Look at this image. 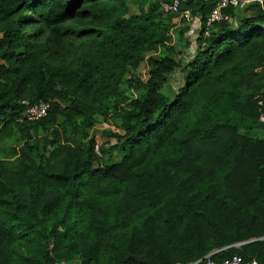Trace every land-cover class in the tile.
Listing matches in <instances>:
<instances>
[{
	"label": "trees",
	"instance_id": "obj_1",
	"mask_svg": "<svg viewBox=\"0 0 264 264\" xmlns=\"http://www.w3.org/2000/svg\"><path fill=\"white\" fill-rule=\"evenodd\" d=\"M173 1L0 0V264H264V0L178 32L184 62ZM177 1L203 25L218 0ZM110 115L119 160L91 132Z\"/></svg>",
	"mask_w": 264,
	"mask_h": 264
},
{
	"label": "rangeland",
	"instance_id": "obj_2",
	"mask_svg": "<svg viewBox=\"0 0 264 264\" xmlns=\"http://www.w3.org/2000/svg\"><path fill=\"white\" fill-rule=\"evenodd\" d=\"M155 0H127L128 3V14H134L139 12L140 10L144 9L147 10L148 5L151 3H154ZM246 6V5H245ZM239 16H241L242 12L241 10L236 12ZM159 14V20L163 21L166 24H174L175 27L171 30L172 36L171 41L168 43L169 46L175 48V52H173L172 56L177 60L184 62L185 59L190 58V56H193L194 51L196 49V45L193 41L190 40V46L188 48H185L182 42H178V34L180 32L189 34V29L192 26L193 22L195 21L196 17H192L193 19H187L182 14L180 15H168L163 13ZM190 14V13H189ZM191 16V15H190ZM194 26V25H193ZM181 30V31H180ZM179 32V33H178ZM179 52V53H176ZM155 53H149L148 55H152ZM149 66L146 62L141 63L139 67L132 71V74L141 80H145L147 78V72H148ZM182 75L180 71H175L169 76L168 82L164 85L163 91L166 93L169 97H172V91L176 90L180 83L182 82ZM123 90L126 91V94L128 96L132 95L131 91H127L125 87H123ZM113 119L111 115L109 116V119L107 118H99L97 123L92 128L91 132L97 137L99 146L102 147L101 151L103 152V156L105 160L112 159V160H119L121 158V154L118 153L115 149H113V146L115 144V141L112 139H106L102 136V133L106 130L112 129L113 127ZM264 136V135H262Z\"/></svg>",
	"mask_w": 264,
	"mask_h": 264
},
{
	"label": "built area",
	"instance_id": "obj_3",
	"mask_svg": "<svg viewBox=\"0 0 264 264\" xmlns=\"http://www.w3.org/2000/svg\"><path fill=\"white\" fill-rule=\"evenodd\" d=\"M252 2H259L262 4L261 0H218L215 4L214 8L211 10L210 14L206 18V20L203 22V25L198 17L195 18V21L193 22L194 31L196 32L197 29H200L203 31V37L207 38L210 33V29L213 23L222 21L224 19V10L233 7L242 9L245 5H248ZM178 6L179 2L177 0L173 1L172 3L168 4L165 2H160L159 7L160 10L164 13H172L176 14L178 13ZM185 18L192 20L193 18L190 16L189 12L185 11L182 14ZM194 32V34H195ZM193 34V35H194ZM190 35V36H193ZM193 39V38H192ZM49 108V104L46 102H39L37 104H34L30 107H28L22 114L21 119L26 120L29 122L38 121L42 118H44L47 114ZM239 244L234 245L233 247L239 248ZM216 252H212L208 255H206L203 260L201 261V264H258V262L254 259L252 260H244L241 256L234 255L231 258H227L221 261H217L212 259L211 257Z\"/></svg>",
	"mask_w": 264,
	"mask_h": 264
},
{
	"label": "crops",
	"instance_id": "obj_4",
	"mask_svg": "<svg viewBox=\"0 0 264 264\" xmlns=\"http://www.w3.org/2000/svg\"><path fill=\"white\" fill-rule=\"evenodd\" d=\"M194 27H193V24H192V26L190 27V29H189V34L188 35H193L194 34Z\"/></svg>",
	"mask_w": 264,
	"mask_h": 264
}]
</instances>
